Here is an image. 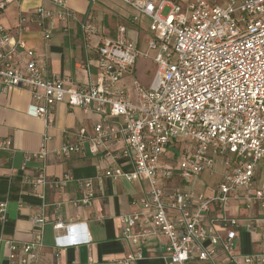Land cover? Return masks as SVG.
Here are the masks:
<instances>
[{
    "label": "built area",
    "instance_id": "built-area-1",
    "mask_svg": "<svg viewBox=\"0 0 264 264\" xmlns=\"http://www.w3.org/2000/svg\"><path fill=\"white\" fill-rule=\"evenodd\" d=\"M18 1L0 0V18ZM48 1L51 6H19L10 27L0 23V85L26 89L27 113L47 125L58 102L97 114L90 130L80 127L74 141L54 153L64 158L101 154L108 163L95 177L65 174L49 180L43 171L25 177L40 200V211L31 217L32 239L4 240L7 261L0 264H36L48 222L46 184L62 189L77 181L80 194L73 204L87 207L95 196L94 180L101 184L105 178L142 179L147 186L133 200L137 209L119 216L121 237L133 250L108 264H137L146 257L147 238L157 233L166 239L161 257L168 264H224L239 258L264 264V245L259 252H237L240 219L225 210L230 200L247 210L256 207L264 237V166L257 177L264 162V0H118L128 9V23H118L112 36L66 0ZM69 23H76L83 39H96L94 68L86 64L87 81L77 88L66 87L58 75L45 76L35 49L20 37L33 24L48 40L57 24ZM136 23L145 27L141 37L132 28ZM140 57L154 64L148 86L135 78L125 81ZM118 141L121 147L111 149ZM180 142L185 147L176 149L173 163L167 152ZM9 145V140L1 143ZM47 152L42 144L32 156L44 159ZM120 158L130 169L116 164ZM219 165L222 171L209 193L191 184L203 174H216ZM214 205L220 211L210 217ZM5 220L6 204L0 202V222ZM77 223L88 241L85 222L57 219L53 227Z\"/></svg>",
    "mask_w": 264,
    "mask_h": 264
},
{
    "label": "crops",
    "instance_id": "crops-1",
    "mask_svg": "<svg viewBox=\"0 0 264 264\" xmlns=\"http://www.w3.org/2000/svg\"><path fill=\"white\" fill-rule=\"evenodd\" d=\"M39 4L51 6L48 0L14 2L8 5L0 23L10 27L15 22L19 6L21 9H29ZM66 4L93 18L91 14L94 10L89 0H66ZM78 33L76 23H69L66 27L57 24L50 39L45 40L41 31L31 24L20 33V37L35 49L45 76L58 75L63 78L66 87L77 88L87 81L86 64L94 68L96 57L93 49L96 39L85 40ZM129 80L128 77L125 79L127 84ZM30 103L31 96L26 89H2L0 85V202L6 204V220L0 222V263L7 261L8 248L4 240L20 244L32 239L31 217L40 211V200L34 195L33 187L25 177L36 176L40 171L49 180L65 174L74 179L95 177L108 163L101 154H72L64 158L54 153L59 146L74 141L80 127L90 130L99 119L97 114L85 112L79 107L69 108L65 102H58L51 108V121L47 125L43 119L27 113ZM6 140L10 141V145L2 148L1 143ZM42 144L48 150L45 158L32 156ZM120 147V141L110 146L111 149ZM26 155H29L28 159ZM116 164L123 169H130L126 158H120ZM259 166L257 177L262 175L264 162L261 161ZM221 171L217 172L218 178ZM206 175L203 174L191 184L209 193L212 181L216 180H205ZM94 183L95 196L92 204L87 207L73 204V200L80 194L75 180L62 189L51 184L44 186L43 212L48 222L43 226V247L36 264H108L110 260L118 259L133 250V245L121 237L119 216L137 209L133 200L145 192L146 182L142 179L127 181L123 178H105L101 184L96 179ZM218 208L217 205L212 206L210 217L220 211ZM225 210L228 215L240 219L235 238L237 252L246 254L261 251L264 237L257 208L247 210L240 201L230 200ZM57 219L63 223L85 222V231L90 239L85 240L84 230L78 223L72 228L55 229L53 222ZM57 242L63 243L62 246L56 245ZM165 243L166 239L161 234H151L145 242L146 257L137 264H168L161 257ZM221 257V260H225ZM192 264L207 263L194 261ZM224 264L246 263L239 258L235 262L225 261Z\"/></svg>",
    "mask_w": 264,
    "mask_h": 264
},
{
    "label": "rangeland",
    "instance_id": "rangeland-1",
    "mask_svg": "<svg viewBox=\"0 0 264 264\" xmlns=\"http://www.w3.org/2000/svg\"><path fill=\"white\" fill-rule=\"evenodd\" d=\"M90 3L94 10V13L91 14L93 17L91 18V20L95 23L100 24L101 27H104L106 30V34L108 36L113 35L114 28L118 23H128V20L126 19V8L120 1L118 0H97L95 2H90ZM68 7L70 8V6ZM74 11L78 13H82L81 11H78V10H74ZM165 13H166V10L163 11V14ZM143 27L140 26L139 23L132 25L133 30H135L139 34L140 37L144 33L145 27L144 28ZM78 35L79 36L81 35L80 32L78 33ZM153 72H154L153 62L148 58L140 57L134 63L130 73L128 74V78L129 79L135 78L142 85L148 86L152 78ZM175 146H172L171 151L167 152V155L171 157L169 161H172L173 163H176L177 161V153L175 152V149L181 150L183 149V147H185V144L180 142L176 144ZM172 152L174 154H172ZM216 169L222 170L220 169V165L216 166ZM214 178L215 180L218 179L217 173L205 176V180H208V181H211ZM212 183L214 182L212 181Z\"/></svg>",
    "mask_w": 264,
    "mask_h": 264
}]
</instances>
